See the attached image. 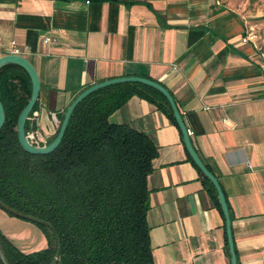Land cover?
Returning a JSON list of instances; mask_svg holds the SVG:
<instances>
[{"label": "crops", "instance_id": "obj_1", "mask_svg": "<svg viewBox=\"0 0 264 264\" xmlns=\"http://www.w3.org/2000/svg\"><path fill=\"white\" fill-rule=\"evenodd\" d=\"M225 0H0V56L26 58L40 82L31 119L43 143L84 89L143 77L172 96L227 205L237 264H264V35ZM14 54V53H13ZM150 136L154 264H230L225 219L179 127L133 96L109 117Z\"/></svg>", "mask_w": 264, "mask_h": 264}, {"label": "trees", "instance_id": "obj_2", "mask_svg": "<svg viewBox=\"0 0 264 264\" xmlns=\"http://www.w3.org/2000/svg\"><path fill=\"white\" fill-rule=\"evenodd\" d=\"M31 93L27 73L16 65L0 69V208L29 221L46 236L47 247L25 254L0 233V264H154L147 213V177L158 155L144 132L109 117L133 96L156 106L176 124L166 98L136 83L99 89L71 114L59 146L48 155L23 151L16 125ZM28 135L35 131L31 119ZM64 113L60 116L62 121ZM178 127V126H177ZM59 128V126H58ZM36 137V147L48 145ZM202 176V174H201ZM211 197L217 194L202 176Z\"/></svg>", "mask_w": 264, "mask_h": 264}, {"label": "water", "instance_id": "obj_3", "mask_svg": "<svg viewBox=\"0 0 264 264\" xmlns=\"http://www.w3.org/2000/svg\"><path fill=\"white\" fill-rule=\"evenodd\" d=\"M6 65H16L22 68L27 73L30 79V82H31V93H30L29 99L25 107L21 110L17 118V125H16L18 143L24 152L31 154V155H48L52 153L59 146L74 109L77 107V105L82 100H84L87 96H89L90 94H92L93 92L99 89H102L104 87H108L111 85H115V84H120V83H136V84H141L149 88H152L158 91L160 94H162L166 98L169 104L170 110L172 112L173 118L176 121V124L180 129V132L183 137L184 146L190 158L192 159L196 167L199 169V171L202 173V175L209 180V182L212 184V186L214 187L216 191L217 198H218V201L221 206L224 219H225V228H226V235H227L228 250H229V255H230V264H237L236 254H235L234 245H233L232 236H231V225H230L227 205H226L223 193L220 189L219 183L217 179L215 178V176H213V174H211L207 170V168L205 167V165L203 164V162L200 160L199 156L197 155L195 149L192 146L190 137L188 135V130L182 120L181 114L179 110L177 109V106L172 96L163 86L147 78L135 77V76L115 78V79L96 83L84 89L82 92H80L72 100L70 105L66 108L64 115H63V119L59 124L58 132L55 138L46 146L36 147L33 144H31V142L29 141V138L25 132V124H26V121L35 103L38 100L39 90H40V82H39L38 74L35 68L31 65V63L26 58L18 54L11 53V54L0 56V69ZM4 122H5V113H4L3 105L0 101V130L4 125ZM1 259L4 262L2 256H1Z\"/></svg>", "mask_w": 264, "mask_h": 264}, {"label": "rangeland", "instance_id": "obj_4", "mask_svg": "<svg viewBox=\"0 0 264 264\" xmlns=\"http://www.w3.org/2000/svg\"><path fill=\"white\" fill-rule=\"evenodd\" d=\"M225 2L230 3L257 33L264 35V0H225ZM0 233L25 254L39 252L47 247L46 236L40 228L29 221L7 214L1 208Z\"/></svg>", "mask_w": 264, "mask_h": 264}, {"label": "built area", "instance_id": "obj_5", "mask_svg": "<svg viewBox=\"0 0 264 264\" xmlns=\"http://www.w3.org/2000/svg\"><path fill=\"white\" fill-rule=\"evenodd\" d=\"M259 38L258 33L255 31V29L252 26H248L246 30L244 31L242 37H241V43L243 44H249L255 42ZM14 54H17V50L13 51ZM262 63L264 65V50L261 54ZM29 140H34L36 137L35 133H30L27 135Z\"/></svg>", "mask_w": 264, "mask_h": 264}]
</instances>
